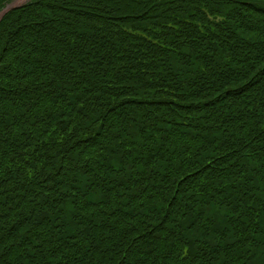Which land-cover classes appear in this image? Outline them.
<instances>
[{
    "label": "trees",
    "instance_id": "1",
    "mask_svg": "<svg viewBox=\"0 0 264 264\" xmlns=\"http://www.w3.org/2000/svg\"><path fill=\"white\" fill-rule=\"evenodd\" d=\"M0 264H264V0L8 12Z\"/></svg>",
    "mask_w": 264,
    "mask_h": 264
},
{
    "label": "water",
    "instance_id": "2",
    "mask_svg": "<svg viewBox=\"0 0 264 264\" xmlns=\"http://www.w3.org/2000/svg\"><path fill=\"white\" fill-rule=\"evenodd\" d=\"M19 7H21V5L20 6H14V7H12V5H9L4 11H3V13L1 14V17H0V20L8 13V12H10V11H12V10H15V9H17V8H19Z\"/></svg>",
    "mask_w": 264,
    "mask_h": 264
},
{
    "label": "bare ground",
    "instance_id": "3",
    "mask_svg": "<svg viewBox=\"0 0 264 264\" xmlns=\"http://www.w3.org/2000/svg\"><path fill=\"white\" fill-rule=\"evenodd\" d=\"M28 0H17L16 2H14L13 4H12V7H14V6H18V5H21V4H23V3H25V2H27ZM0 17H1V14H0Z\"/></svg>",
    "mask_w": 264,
    "mask_h": 264
},
{
    "label": "rangeland",
    "instance_id": "4",
    "mask_svg": "<svg viewBox=\"0 0 264 264\" xmlns=\"http://www.w3.org/2000/svg\"><path fill=\"white\" fill-rule=\"evenodd\" d=\"M16 1H17V0H15L14 2H16ZM29 1H31V0H28L27 2H25V3L21 4V6H23L24 4L28 3ZM14 2H12V3H11V5H12ZM18 6H20V5H18ZM7 7H8V6H7ZM3 11H4V10H3ZM3 11H1V12H0V14H2V13H3Z\"/></svg>",
    "mask_w": 264,
    "mask_h": 264
}]
</instances>
